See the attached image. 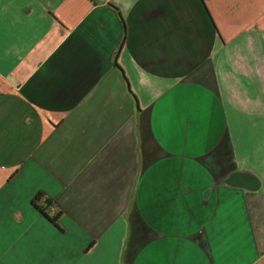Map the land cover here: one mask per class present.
<instances>
[{"label":"crops","instance_id":"obj_1","mask_svg":"<svg viewBox=\"0 0 264 264\" xmlns=\"http://www.w3.org/2000/svg\"><path fill=\"white\" fill-rule=\"evenodd\" d=\"M0 264H264V0H0Z\"/></svg>","mask_w":264,"mask_h":264},{"label":"trees","instance_id":"obj_2","mask_svg":"<svg viewBox=\"0 0 264 264\" xmlns=\"http://www.w3.org/2000/svg\"><path fill=\"white\" fill-rule=\"evenodd\" d=\"M122 44L120 45L121 49ZM116 51L114 54L113 58V65L117 68H119L118 63H117V56L119 53V50ZM135 99V97H134ZM136 100V99H135ZM33 207L43 216H45L47 219H49L54 225H58L59 219L62 215V212L60 211H55L53 203L50 199L45 197L43 194H38L32 201Z\"/></svg>","mask_w":264,"mask_h":264}]
</instances>
